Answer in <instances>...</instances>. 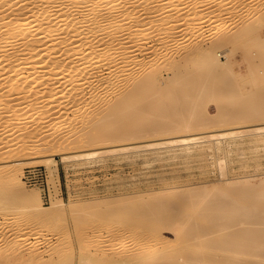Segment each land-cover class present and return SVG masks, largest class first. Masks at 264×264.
I'll return each instance as SVG.
<instances>
[{
	"label": "rangeland",
	"instance_id": "rangeland-1",
	"mask_svg": "<svg viewBox=\"0 0 264 264\" xmlns=\"http://www.w3.org/2000/svg\"><path fill=\"white\" fill-rule=\"evenodd\" d=\"M206 1L207 2L203 0H180V2L183 3L178 2V6H176L179 7L180 5L179 9H182L180 11H184L182 13H179L180 11L175 12L176 9H174V7V10L172 9L170 4L173 6L176 4L172 3V0L167 3L168 6L167 4L164 5L166 8H170L166 9L169 13H167L165 18L171 16L172 18L169 19L178 18L179 21L182 19L183 21H181L184 23V26L186 25L187 29V31H184L186 34L183 33L182 30L179 35L178 29L180 30V28H178V26L182 28L183 26L181 25L183 23H176L173 25V30H170L172 33L169 38L166 39H169L168 42L172 43L169 44V46H172L171 49L168 46L169 48L165 49L166 51H156L158 50L157 48H162L160 45L152 48V51L149 50L151 53L149 51L140 52L141 49L138 50V47L142 44L144 45H142V49L146 46L145 42L147 43L149 40L153 41L154 36L155 39L158 38V30H156L154 26L156 24L154 21L159 19L157 17L158 11L156 15L154 14L149 18L151 23H143V26L146 25L144 27L145 30L142 25L139 26L140 29L142 28L145 32L146 30L148 31L151 26L154 32L151 31V34L147 33V35H145L146 33L142 31L144 36H141L142 32L140 34L137 32V39L139 40L140 38L138 42L140 43V41L143 40L139 45L135 43L137 40L136 33L135 35L134 33L132 34V38V35L128 37V29L123 27L122 30H120L122 32H119L120 36L123 37V35L126 34L127 37L130 38L127 39L124 36L125 38L123 40L125 45H128V43L131 45L132 42L135 43L138 47L132 43L136 49H133V46H131L132 49L130 52L133 54V51L138 50V54L135 52V54L138 55L136 59L141 60L140 63L144 66L146 65L143 69L144 66L142 64L139 65V61L135 60L136 62H134L133 65L130 64V66L132 65V70L135 71L138 68H142L141 70L143 71L148 67L151 69V67H156L158 65L161 67L162 63L165 64L168 60L170 61L168 57L170 54H172L170 56L173 58V56L176 57L178 55V52L182 54V51L185 52L194 44L208 46L216 42L215 40L220 36H229L230 34V37H232V33H235L238 28L241 29L245 23H252L253 25L254 22L253 26H256V22L250 20L251 15L248 14L250 15L248 17L246 13L251 11L255 12V10H259L260 7L261 9L263 8L262 11H264V0H237L233 4L229 3L228 0H215L212 1V4L211 1ZM244 1H250L251 4L249 2L246 5L251 6L241 8L240 3ZM155 2V5L152 2L153 4L151 3V6L154 5L152 7L159 9L162 2ZM226 3L230 5H226ZM235 4L237 5L235 6ZM226 6L227 9L225 11L224 7ZM219 7L223 10V12H220L222 13L221 15L211 18L209 14H206L213 10L212 8L216 10ZM132 8L134 9V7H130L129 10H133ZM135 8V10H138V8L141 7ZM163 10H165V8H163ZM169 10L173 11V13ZM141 13L142 12H140V17L138 16L135 18L138 21L144 22L145 20ZM175 13L178 14L176 15ZM172 14L177 17L175 18ZM242 16L243 18H241ZM246 18L249 19L245 20ZM196 20L201 21V26H195ZM134 21L135 19L127 18L122 21V24L124 26ZM159 21L160 20L157 22ZM184 21L187 23L189 22V24H186ZM125 22L127 24H125ZM193 22H195V24ZM257 25L258 28L260 24L258 23ZM262 25L259 29L256 28L258 31L255 30V34L254 32L252 34L245 33L249 35L248 37L246 35L247 39L242 35L239 37L241 39L238 38L239 41H237L238 36L236 37V34L239 32L237 31L234 34L236 39L235 42L232 41L230 43L231 45L227 43V45H222L224 48L222 46L221 48H216V50H221H218L217 54L218 60H220L219 62L221 65L225 62V67H227L228 64L230 72L228 73L229 70L225 72L227 68L225 70V67L223 68L222 66V69L220 68V70L218 69L217 71L222 72L224 70L223 72H225L224 74L227 76L226 81L228 80V83L231 82L229 79L236 77L234 80H236L235 82L238 81L237 86L239 84L241 88L243 87V89L245 88L248 90L249 84H247V76L245 74H247L249 70L248 64H252L250 61H254V63L258 61L259 63L256 52L257 48H255L256 45H253V43L258 37L257 34H259V32L258 38H264V24ZM187 26L191 29L187 28ZM147 27L149 28L146 29ZM123 30L124 34L122 35ZM256 31L258 33H256ZM253 34L256 37L255 39L254 37L252 39ZM146 37L148 41L145 40ZM242 37H244V40ZM248 39L250 41L252 39L253 43L247 41ZM128 40L129 42L126 44ZM131 40L133 41L131 42ZM232 43L234 44L232 45ZM231 47L232 49L230 50ZM174 53L175 55H173ZM227 55L229 58L226 57ZM190 57H185L187 62L185 58L182 57L183 60L182 58V61L180 60L181 63H183L182 65L184 66V64L187 63V66H185L187 67V71L190 68L189 71L191 72L199 71V69L195 67L200 61L199 57L196 58V56H194L196 59L189 60ZM226 58L228 59L227 64ZM143 59L147 61H145L146 64L143 63ZM123 63L119 64L122 65ZM188 65L190 67H188ZM135 66L139 67L137 68ZM260 67L261 66L258 64V68L261 69L260 74H262L264 71ZM164 68L166 69V67L163 66V69ZM147 70H149V68ZM138 71L136 70L133 72L134 74L136 73L135 76L132 75L135 80L146 73V71ZM164 71L161 70V75L159 76V78L161 77L158 81L160 86L166 87V83L168 85L169 81L171 82L169 86H176L171 80V72L169 73V70L168 72L167 70ZM229 74L232 77H229ZM123 80L125 84L127 83L126 79H121L120 86L126 89L125 84L122 85L124 83H122ZM122 88H119L120 91L123 90ZM167 89H169L168 86L165 89L162 88V90L165 91ZM171 89L173 90L175 87ZM150 91L152 92L154 90L150 89ZM179 91L177 93H180ZM151 92L147 90V92L144 93L147 100L154 95L149 99L152 100L151 102H158L156 103L158 104L157 106L165 105L167 99L162 102L159 100L160 94H156L155 91L150 94ZM184 92H182L183 99L177 94V98L179 96V105L177 104V107H180L182 101V104H184L185 101L191 100V98L187 100L188 96L190 97L191 95L187 94L193 91H186V93L188 92L186 94L187 97H185L186 95H184ZM194 93L196 92L194 91ZM194 93H192V95ZM196 94L193 95L196 99L191 96L192 99H199L196 97ZM12 95L14 96L15 94H8L5 97V102L12 103ZM213 95L214 96L208 99L205 98L201 100L202 104H205L204 109H206L205 112L209 117H213V119L217 117L216 119H218L221 117L224 110L226 111L229 109L233 112L236 110L241 116H243V114H241L242 112L246 114V111L242 108L243 105L241 106L240 103H237V105L236 103L226 101L219 92ZM143 96L141 100L138 99L140 101L137 100L136 106L139 107L140 104L141 108H144V106L150 102L147 101L146 103V100H143L146 97L144 98ZM38 99H43L42 95H38ZM154 99H157V101L154 102ZM190 102H192V100ZM138 107H135L133 111L141 109L140 107L138 109ZM58 108L56 107V103L52 102L38 111L30 110V112L23 113L22 119L19 121H9L7 118L10 117V112L3 106H0V131L9 130L10 132L6 135L2 133L0 137V166H17L19 168V176L23 181V187H25L24 189L26 190L25 192L36 195L45 210L44 213L34 215L29 209L15 208L11 203L7 204V209L2 210L0 208V260L2 256L7 253L21 251L25 253L28 247L32 250L30 256L26 254L23 255V257L7 260L3 264H192L194 261H196L195 264H263V262H261L263 261L262 258H249L242 245H235L237 246V251H234L232 248L233 251H230L224 249V243L227 241L228 234H231L234 230L236 231L237 228L240 229V226L242 228V226L247 224L244 227L249 226L251 228L264 229V194L260 195L264 191V133H255L251 130L221 138L218 141L208 142L199 140L195 144L192 143L184 147L174 144H166L157 147L138 146L125 150L102 151L89 157L76 159H66L62 157V154L84 152L91 149L104 148L105 146H119L127 143L143 144L149 140L153 141V139L156 140L161 137H170L180 134L184 136L186 134L191 135L195 133L206 134L212 130L223 131L239 125L247 128L259 121L253 118L252 120H242L243 117L240 118V115H237L240 119L237 120L236 117L233 123L231 122L227 125L219 123L214 127L210 125L211 127L208 128V125H206V128H203L205 126H199L197 129L186 132L173 131L162 134L147 132L144 133L145 135L143 136L140 135L138 138L132 137L131 139H123L111 133L112 135L107 141L91 142L89 140L91 131L88 130V127L91 128L93 126L95 114L92 115L90 112L87 113L90 114L87 118L81 117V119L77 118L71 120L69 118L70 112L62 115L60 114L61 110L59 111L60 108ZM161 108L159 107L158 109ZM237 109L242 111H237ZM174 110L173 112H177L178 108L176 109L175 107ZM45 111H48L47 113L51 112L52 114L48 115L47 118L36 121L35 118L37 116L41 117L47 114ZM153 117L155 118L153 119ZM124 118L125 120L123 118H121V120L118 119V123H128L129 120L127 119H129V117ZM2 119L3 121H1ZM149 119L151 120L149 122H152L151 125L153 126L159 122L160 117L158 115H151ZM153 122L155 123L153 124ZM37 130L43 132L36 136L32 135ZM21 140H23L22 144L20 143L22 142ZM41 141L53 144L45 149V151L30 148L29 151L19 155L21 152L19 147L21 148L22 145L29 146ZM19 143L21 145H19ZM28 174L36 176L35 182L33 180L27 181L26 176ZM246 179L250 184L253 183L254 186L249 184L251 186L250 188V186L247 185L248 182ZM240 180L242 182H240ZM235 183L237 186H235ZM248 191L251 195L246 194ZM260 191L261 193L258 194ZM61 201L64 204L63 208H58L56 210V208H54L55 205H58ZM167 204L170 206L172 205V207L169 206L170 209H172V212L170 210L171 213H169V207L166 206ZM157 208H159V210ZM160 208L162 209L160 210ZM131 209L138 211L139 215H143V218L146 217L145 220L143 219L144 224L141 225H147L149 221L152 223V220L153 223L157 222L155 217L153 218L154 213L152 214V210L149 211V209H153V212L160 211V213L157 214H161V217L164 219L159 221V230L156 231L155 234H150L149 231L147 232L146 230L143 231V228H141L143 226L138 225L140 224V220L137 221L138 219L131 217L129 211ZM113 210L114 213L115 211L117 212L113 215V218H111L112 221H109L108 218H103L106 211L108 213L113 212ZM162 213L165 214L163 215ZM235 217H238L239 220L241 219L243 223L240 225V223L237 222V224L234 225V222H232V224L229 223L224 226L226 218L227 220H233ZM146 222L147 224H145ZM187 224H192L191 226L188 225V227L192 229L198 226L196 230H198L199 233H194L195 231L191 229L193 232L191 235V231L190 233L187 232L189 229L187 230L186 227H184V225ZM193 224L196 225L194 226ZM122 227H130L133 231L132 236L121 237L122 235H119V230L114 231ZM262 238L264 239V236H262ZM205 240L206 243L210 241V243L208 242L209 245L207 243L208 247L202 245L205 243ZM227 248L229 249L230 245L229 247L227 246ZM208 258H212V261L209 260L208 262Z\"/></svg>",
	"mask_w": 264,
	"mask_h": 264
},
{
	"label": "bare ground",
	"instance_id": "bare-ground-1",
	"mask_svg": "<svg viewBox=\"0 0 264 264\" xmlns=\"http://www.w3.org/2000/svg\"><path fill=\"white\" fill-rule=\"evenodd\" d=\"M155 1L158 2L160 1L159 3L162 2L160 7L158 6L159 9H156V7H152L156 3ZM203 1L207 2L206 0ZM210 1L212 4V1L215 0H208V2ZM236 1L237 0L235 1L228 0V2L231 4H233ZM152 2L155 3L154 5L151 6ZM168 2H171V0H0V106H3L4 108H6L8 112H10V115L8 114L10 117L7 119L9 121H19L22 119L23 113L30 112V110L38 111L45 105L55 102L56 107L60 108V109L58 108L59 111L61 110L60 114L63 115V114H68V112H70L69 118L71 120H75L77 118L81 119V117L87 118L90 116V114L92 115L95 114V119H94L95 122L93 126L91 124L92 127L91 128L88 127V130L91 131V137L89 138L91 142L107 141L112 134H114L115 136H119L120 138L123 139L124 138L131 139L132 137L138 138L140 137V135L143 136L145 135L144 133L147 132H152L155 134L156 133L162 134L165 132L168 133L173 131L186 132L189 130L197 129L199 126H205L203 128H206V125H208L207 126L208 128L211 127L210 125H213L212 127H214L219 123L227 125L231 122L233 123L236 117L237 120L243 117L242 120L243 119L252 120L253 118L259 121L253 124L252 126H248L247 128H245L242 125L225 129L223 131H218V130L209 131L210 130L209 128L208 130L209 132H207L206 134L205 133H195L191 135L186 134L187 136L180 134L170 137H161L156 140L153 139V141L149 140L147 142H144L143 144L127 143L123 145L121 144L119 146L116 145L109 147L105 146L104 148L91 149L84 152H73L70 154H62V157L66 159L89 157L102 151L125 150L138 146L157 147L166 144L169 145L174 144L184 147V146H189V144L192 143L195 144L199 140L208 141V142L218 141L221 138H226L234 134H238L244 131H251V130L255 133H264V121H260V120H264V87H263L264 73L260 74L261 69L258 68V64H259V66H261L260 68H262L264 71V38L263 39L258 38L260 32L259 34H257L258 35L257 38L254 36L255 34L254 31L259 29V27H261V25L264 24V11H262L263 8L261 9L260 7L259 10L257 11L255 10V12L251 11L252 13L251 12L246 13V15L248 14L251 15V16L248 15V17L250 16L251 18L250 20H254L256 22L255 23L256 26H253L254 25L253 21H252L253 25L252 23L251 24L243 23L245 26L243 25L241 29L238 28L240 30L236 29L239 32L235 31V33L237 32L236 37L238 36L237 41H239L238 38L242 35H244L245 39H247V37L249 36L247 34H252L253 32L254 34L252 35V39L253 37L254 39L256 38L254 43L252 39L251 41L249 39L247 40L252 42L253 45L254 44L256 45L255 48H257L256 52L259 59V63L257 61L258 64L254 63V61L252 62L250 61V63H252L251 65L248 64L249 70L247 74H245L247 76L246 79V81L248 82L247 84H249L248 90H246L245 88L243 89V87L241 88L239 84L237 86L238 81L235 82L236 80H234L236 79V77L234 78L230 74L229 77H232V79L229 80H231L232 83L231 82L228 83V80L226 81L227 76L224 73L229 70L228 68L229 66L227 64L228 63L227 58L229 57L228 55L226 56L227 67H225L226 66L224 64L225 62L221 65V63L219 62L220 60H218L217 57L219 49L216 50V48L218 47L221 48L222 45H227V44L231 45L230 43L232 41L235 42L236 41L234 35L235 33H232V37H230L231 36L230 34L229 36H222V37L220 36L221 38L219 37L217 40H215L216 42L208 46H201L194 44L195 46L193 45L185 52L182 51V54L181 52H178L177 55V53L175 52L177 56L176 57L173 56V58H171L170 55L172 54H170L168 56L170 61L169 60L167 61L166 59L167 62H165V64L164 63L161 64L162 69L158 65L159 67L154 66L151 67V69L150 67H148L149 70H147L148 69L147 68L142 71L141 70L142 68L139 69L138 68L139 66L138 67L135 66L141 72H145L147 70L142 77L140 76V78L138 79L136 78L137 80H135L132 75L135 76L136 73L134 74L133 72H135L136 70L138 71V69L133 71L131 68L134 62H136L135 60H138L136 59V56L138 55H136L135 52L137 53L139 49H141L140 52L143 51L148 52L149 50L152 51V48L157 47L159 45L160 47L162 46V48L160 49L157 48L158 50L156 49L154 50L161 51L168 49L169 47L171 49L172 45L169 46V44L172 43L168 42L169 39L166 40L167 38H169L170 34L172 33V31L170 30L173 28V25H175L176 23L178 24L183 23L182 19H181L182 21L181 20L179 21L178 18L169 19L172 18L171 16L169 18L168 17L165 18L167 13H169L168 10L166 11V9H168L169 7L166 8L164 5H166ZM178 2L183 3L180 2V0H172V3H176V4H174L175 6L170 4L172 6V9L173 7L174 9H176L175 12L182 10L181 8L179 9L180 5L179 7H177ZM249 2L250 1H244L240 3L241 4L240 7L241 8L248 6L250 7L251 5H246ZM227 3L226 5L229 6L230 4ZM236 5L237 4H235V6ZM130 7H134V9L132 8L133 10L130 9L131 10L130 11L129 10ZM135 7H141V8L135 10L136 9ZM163 8H165V10H163ZM212 9L213 10L210 9L211 11L209 13H206L209 14L211 18L221 15L222 13L220 12H223V10H221L222 8L220 9V7L217 8L216 10H214V8ZM224 9L226 11L227 6L224 7ZM157 11L159 15V16L157 15V17L159 18L158 20L160 21L157 22L158 21L157 20L154 21L156 22V24L154 22L153 23L155 24L154 26L156 30H158L159 36L157 34L158 38L155 39L154 36L153 41L149 40V42L147 43L145 42L146 46L143 49L141 48L144 46L143 44H142L143 46L141 45L139 46L140 47L139 48L137 45L143 42V40H141L139 43L138 41L140 40V38L138 37L139 40L137 39L138 36L137 32H139L140 34L143 31V29L141 28L142 29L141 30L139 26L142 25V27L144 28L146 25L144 24L145 26H143V23L145 22L151 23V20H149V18H151L154 14L156 15ZM140 12H142L141 15L143 14L142 16L144 17L145 20L144 22L138 21L135 18L138 16L140 17ZM170 12L173 13V11ZM182 12L184 11H180L179 13ZM175 14L177 15L178 13ZM192 14H193V10H192ZM172 16H174L175 18L177 17L173 14ZM127 18L135 19V21L133 23L130 22L128 25L123 26L122 21H124ZM241 18H243V16ZM247 19L249 18H246L245 20ZM126 22L125 24L128 23ZM185 23L189 24V22L188 23L185 22ZM193 23L195 24V22ZM258 23L260 24V26L257 28ZM196 24L195 26L198 25L201 26V21L196 20ZM181 26L183 27L181 28L178 26V28H180V30L178 29L179 35H180V31L183 30V33H185L184 31H187L186 25L184 26V23ZM188 26L187 28H190ZM123 27H126L128 29L127 31L128 37L133 33L134 35L136 33L137 40L136 42L134 40V42L138 44L136 45L135 43H133L132 42L133 40H131V42L138 47V50L133 51L132 52L133 54H131L130 51L132 48L133 49L136 48H134L132 43L131 45L128 43L129 40L126 42V44L128 43V45H125V42L123 40L125 37L127 39H130L127 37L126 34H124V30L126 28L123 30L122 33V35L124 34L123 37L120 36L119 32H122L120 30H122ZM148 28L149 27H147L146 29ZM150 29L151 26L148 29V31L147 30L146 32L143 31L146 33L145 35H147V33L151 34V31L153 32V30ZM257 31L256 33H258ZM142 33L141 36H144V33L143 35ZM183 33L181 32L182 35ZM132 37L133 35L131 36V38ZM242 39L244 40V37H242ZM145 40H147V37ZM233 44L234 43H232V45ZM131 46L133 47L131 48ZM231 49L232 47L230 48V50ZM175 53L173 55H175ZM194 56H196V58L199 57L200 59V61L198 59L199 63H197L198 61L196 62L197 66H195L199 69V71L191 72L189 71L191 68L187 71L186 70L187 67H185L187 66L186 65L187 63L184 64L183 66L182 65L183 63H181V61L185 57L186 58L190 57L189 60L190 59L193 60L195 58ZM186 58L185 61L187 62ZM138 61L139 63L141 62V60ZM145 61L146 60H144L143 62L144 64H146ZM119 63H123L122 64L123 66ZM130 64L132 65L130 66ZM141 64L142 63H140L139 65ZM163 66L166 67V69L165 68L163 69ZM221 66L223 68L225 67L224 68L225 70L227 68V70L225 72H223L224 70L222 72L217 71L218 69L220 70ZM145 67L146 65L143 67V69ZM188 67L190 66L188 65ZM161 70L163 71L167 70V72L169 70V73L171 72L172 74L171 80L176 86H172V85H170L171 87L169 86L171 82L169 81L170 79L168 77L169 82L168 85L166 83V87L168 86L169 89H167L166 91L162 90V88L165 89L166 87L164 86L165 87L164 88L160 86L158 82L159 79L161 78V77L159 78V76L161 75ZM229 72L230 70L228 71V73ZM121 79H126L127 85L125 84L124 80L122 81V83L124 82L122 85L125 84L126 89H123L124 87L122 88V86H120ZM175 83H177L178 85ZM120 87L123 89L122 91H120L119 89ZM174 87L175 89L172 90L171 88ZM150 89L154 90L156 94L157 93L160 94L159 100H161L162 102L165 99H167V102L165 103V105H163L164 107L157 106L158 104L156 103L158 102L153 103L151 102L152 100H149L154 95H152L147 100V97L144 95V93H146L147 90L151 92ZM154 91L152 92L154 93ZM178 91L180 93H177ZM186 91H193L192 93H194L195 91L197 94L196 93L194 94H196V97H198L200 100L198 98H197L198 100L192 99L191 96H193L194 94L193 95L192 93L187 94L188 92L186 93ZM152 92L150 94H152ZM182 92L185 93L184 95L191 94L190 97L188 96L187 100L191 98L192 102H190L191 101L190 100L187 102L185 101L186 104L185 103L182 104L183 102L182 101L180 107H177L179 96L182 97ZM217 92H219V94H221L226 101L236 104L240 103L241 106L243 105L242 108L246 111V114L242 112L241 114H243V116H241L240 113L236 112V110L233 112L229 109L226 111L224 110L221 117H219L218 119H216L217 117H215V119H213V117H209V115H207L205 112L206 109H204L205 104L203 105L201 100L205 98L208 99L209 97L214 96L213 94ZM8 94H15L14 96L12 95L13 96L12 103L5 102V97ZM177 94L179 95L178 98H177ZM38 95H42L43 99L41 100L38 99ZM187 95L185 97H187ZM142 96L144 98L146 97L145 99H143L146 100V103L147 101L150 102H148L149 104L148 103L146 105L144 104L145 105L144 108H141L139 104V107L141 108L139 109V107L136 106V103L138 99L140 100L142 99ZM183 98L184 97H182V99ZM155 101H157V99L156 100L154 99V102ZM135 107H138L139 110L138 111L134 110L135 111L134 112L133 109ZM157 107L158 108L163 107V108L158 109ZM175 107L176 109L178 108L177 112H173L175 111L174 110ZM237 111H242V110L237 109ZM47 112L45 111V113ZM51 114L52 113L50 112L47 113L46 115H42L41 117L37 116L35 120L36 121L42 120L44 118H47L48 115ZM151 115L153 116L158 115L160 117L159 122H157L156 124H154L155 122H153L154 124L153 126L151 125L152 122L151 123L149 122L151 121L149 119ZM237 115L238 116L240 115V118H238ZM124 117H129V119H127L129 120L128 123L126 124L118 123V119L121 120V118H123L125 120ZM154 118L155 117H153V119ZM1 121H3V119ZM3 131L2 132L0 131L1 132L0 137L2 133L4 135L10 133L9 130H5L4 132ZM42 132L37 130L32 135L36 136L38 134H41ZM21 141L22 142L20 143L22 144L23 140ZM20 143L19 145H21ZM52 144L53 143L41 141L29 146L22 145L21 148L19 147V150L21 152L18 153L19 155L23 154L29 151L30 148L45 151V149L50 147ZM19 174H20L19 168L15 165L0 166V186H1L0 208L2 210L7 209L6 208L7 204L11 203L15 206V208L29 209L30 211L33 212L34 215H39L41 213H44L45 210L42 207L41 203L39 202V198L34 194L25 192L26 190L24 189L25 187H23V181L21 180ZM240 182L242 181L240 180ZM249 184L250 183L248 182L247 183L248 186L253 185V183H251L250 185ZM235 186H237V184ZM260 193L261 191L258 192V194ZM246 194L251 195L249 191L246 192ZM263 194L264 191L260 195ZM63 206L64 204L61 201L59 202L58 205H55L54 208H56L57 210L58 208H63ZM166 206L169 207L170 205L167 204ZM170 207H172V205ZM170 207L168 208L169 213L172 212V209H170ZM157 209L159 210V208ZM161 209L162 208H160V210ZM150 210H152L151 211L152 214L154 213L153 218L155 217V220L157 222L153 223L152 220V223L151 221L148 222L149 224H147L146 222L145 224L147 225H141L144 224V220L146 217L143 218L142 217L143 215L142 216L139 215V212L136 211L135 209H131L129 211L131 217L133 218L135 217V219H138L137 221L140 220L139 221L140 224L138 223L137 224L139 226H143L141 227L143 228V231L146 230L147 232L149 231L150 234H155V232L159 230L158 229L159 221L164 218L161 217V214H157L160 213V211L153 212V209H149V211ZM116 212L117 211H115V213ZM115 213L114 210L113 212H108V213L106 211L103 218L105 219L108 218L109 221H112L111 218H113V215ZM162 214L164 215L165 213ZM236 220H239V218L235 217L233 218V220L232 219L227 220L226 218V221L228 222L225 221L224 226L228 225L229 223L232 224V222H234V225L237 224V222L240 223V225L241 223H243L241 219L239 221ZM188 225L191 226L192 224L184 225V227H186L187 230L189 229V231L187 232L190 233L191 231L190 233L191 235L193 233L192 230L195 231L194 233L196 232L199 233V231L196 230V228L198 229V226H195L196 224H193L195 226V228L193 227L194 229L188 227ZM244 226H242V228L240 226V229L237 228L238 230L236 229V231L234 230L235 232L232 231L231 234H228L229 236L227 237V241L224 243L225 244L224 249L230 251L233 250L237 251L236 250L237 246L235 245H242L245 251L247 252L246 254L249 258L251 259L252 257L254 258L258 257L260 259L262 258L263 261L261 262H263L264 264V239L262 238V236H264V229L254 228L253 226H252L253 228L249 226L247 227ZM117 230H119L120 233L119 235H122L121 237H131L133 233L130 227H122L121 229H116L114 231ZM208 242L210 243V241ZM205 243L202 245L203 246L206 245L204 247H208L207 243L206 244ZM226 244L228 247L230 245L229 249L227 248ZM27 249L28 250L25 251V253L22 251L7 253L6 255L2 256L0 260V264H3L5 263V261L16 257L18 258L21 256L23 257V255L26 254L30 256L32 250H30L29 247ZM212 258L211 259L208 258L207 259L208 262L209 260L212 261ZM195 262L196 261H194L192 264H195Z\"/></svg>",
	"mask_w": 264,
	"mask_h": 264
},
{
	"label": "built area",
	"instance_id": "built-area-1",
	"mask_svg": "<svg viewBox=\"0 0 264 264\" xmlns=\"http://www.w3.org/2000/svg\"><path fill=\"white\" fill-rule=\"evenodd\" d=\"M26 179H27V181L33 180V181L35 182V180H36V176H33L32 174H28V175L26 176Z\"/></svg>",
	"mask_w": 264,
	"mask_h": 264
}]
</instances>
